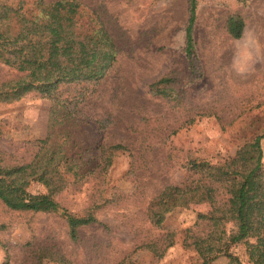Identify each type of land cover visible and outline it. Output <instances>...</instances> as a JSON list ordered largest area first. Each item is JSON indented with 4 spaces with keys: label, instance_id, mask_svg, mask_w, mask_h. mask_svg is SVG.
Wrapping results in <instances>:
<instances>
[{
    "label": "rangeland",
    "instance_id": "obj_1",
    "mask_svg": "<svg viewBox=\"0 0 264 264\" xmlns=\"http://www.w3.org/2000/svg\"><path fill=\"white\" fill-rule=\"evenodd\" d=\"M79 1L103 20L118 50L86 112L107 116L105 142H121L130 151L115 155L100 188L87 183L56 195L60 207L75 215L92 202H105L96 212L98 223L81 227L76 242L69 239L59 214L10 211L0 202V264L7 254L10 264H33L31 251L38 246H53L74 264H118L126 257L132 264H200L183 238L208 204L200 200L173 210L161 229L149 223L146 208L165 187L184 181L182 165L189 160L222 164L241 144L264 132V0L199 3L193 28L199 76L189 74L184 57L186 0ZM233 14L245 24L239 39L224 28ZM14 76L0 64V83ZM163 77L176 79L179 100L152 94L151 85ZM49 108L48 101L33 95L0 104V151L26 158L24 142L46 136ZM78 130L81 140L73 150L94 154L99 135L90 126ZM89 144L93 147L87 153ZM261 145L264 167V138ZM28 190L45 193L37 183ZM168 230L176 232L175 244L162 258L138 249ZM246 248H231L242 264H250ZM210 264L233 263L220 256Z\"/></svg>",
    "mask_w": 264,
    "mask_h": 264
},
{
    "label": "trees",
    "instance_id": "obj_2",
    "mask_svg": "<svg viewBox=\"0 0 264 264\" xmlns=\"http://www.w3.org/2000/svg\"><path fill=\"white\" fill-rule=\"evenodd\" d=\"M203 1L212 0H186L184 57L191 76L201 73L193 28ZM244 27L237 14L229 15L224 23L232 39H239ZM117 56L103 20L79 0H0V64L15 72L13 78L0 83V104H12L29 95L50 104L46 136L24 142L26 158L0 151V202L10 211L59 214L74 242L81 227L98 223L96 212L105 202H92L82 215H75L60 207L56 195L87 183L100 188L115 155L130 151L121 142H105L107 116L98 118L86 112ZM176 83L175 78L163 77L151 85L152 94L179 100ZM82 126H90L99 135L92 155L73 150L81 140L77 132ZM263 138L264 132L244 142L222 164L199 159L183 164L184 181L165 187L148 203L149 223L161 229L173 210L204 201L208 211L197 215L183 238V246L197 252L200 264H210L220 256L242 264L231 252L238 244L247 247L250 264H264ZM93 145L85 147L87 153ZM33 183L42 185L45 193H31L28 189ZM175 236V231L168 230L138 249L162 258L175 244ZM31 256L37 262L33 260V264L38 260L74 264L53 246H38ZM3 264H10L9 254ZM118 264L132 262L126 257Z\"/></svg>",
    "mask_w": 264,
    "mask_h": 264
}]
</instances>
